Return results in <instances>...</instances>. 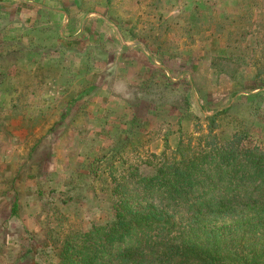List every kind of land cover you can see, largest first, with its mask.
<instances>
[{"label":"rangeland","instance_id":"obj_1","mask_svg":"<svg viewBox=\"0 0 264 264\" xmlns=\"http://www.w3.org/2000/svg\"><path fill=\"white\" fill-rule=\"evenodd\" d=\"M27 36L41 41L30 45ZM3 48L15 52L0 51V136L35 130L25 145L48 209L38 196L35 224H22L40 241L44 223L57 242L108 215L112 175L149 170L181 94L194 114L231 105V123L250 125L253 138L264 128V0H0ZM152 81L160 89L153 96ZM183 129L196 130L190 122ZM123 137L130 141L120 145ZM109 151L111 167L97 162L104 171L92 178L90 164ZM27 237L0 249V264L43 260L22 256Z\"/></svg>","mask_w":264,"mask_h":264},{"label":"trees","instance_id":"obj_2","mask_svg":"<svg viewBox=\"0 0 264 264\" xmlns=\"http://www.w3.org/2000/svg\"><path fill=\"white\" fill-rule=\"evenodd\" d=\"M152 82L151 96L160 91ZM179 99L174 129L163 134L167 148L154 155L155 161L145 162L149 170H128L118 176L120 180L109 171L113 176L105 191L109 212L101 222L91 220L79 229H68L54 236L57 242L49 237L47 222L40 241L25 232L12 202L0 225V249L19 246L18 235L23 233L31 244L22 256H44L36 264H264V128L255 129L259 137L253 138L250 125L227 119L231 105L199 116L190 111L186 96ZM187 122L196 130L183 129ZM170 134L174 136L169 148ZM123 138L120 145L130 141ZM110 152L90 164L92 178L104 171L97 162L111 167ZM38 193L46 212L48 200L41 189Z\"/></svg>","mask_w":264,"mask_h":264},{"label":"crops","instance_id":"obj_3","mask_svg":"<svg viewBox=\"0 0 264 264\" xmlns=\"http://www.w3.org/2000/svg\"><path fill=\"white\" fill-rule=\"evenodd\" d=\"M32 37L28 36L27 39L41 41L40 38ZM32 133H35V130L27 133L22 127L15 126L9 133V140L13 141L9 144V140L0 136V225L6 218L3 214L9 211L12 202H15L18 210L25 214L21 217L23 224L25 219L26 222L35 224V204L41 189L37 187L41 179L40 173L36 174L30 168L31 150L29 147L30 151H27L25 145V142L31 144ZM2 140H4L3 143Z\"/></svg>","mask_w":264,"mask_h":264}]
</instances>
